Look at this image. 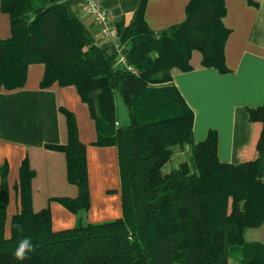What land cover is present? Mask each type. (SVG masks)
<instances>
[{
  "label": "trees",
  "instance_id": "trees-1",
  "mask_svg": "<svg viewBox=\"0 0 264 264\" xmlns=\"http://www.w3.org/2000/svg\"><path fill=\"white\" fill-rule=\"evenodd\" d=\"M0 4L11 20V36L0 39V89L22 87L35 63L45 65L43 87L75 85L96 123V145L118 148L123 210L116 220L80 219L55 231L49 209L31 208L33 171L24 161L22 209L6 238L4 165L0 264H264V244L246 239L248 229L264 222V106L248 109L250 122L261 126L257 158L222 163L215 131L194 142V112L172 79L174 69L191 70L194 50L202 53L205 67L227 70L224 0H191L186 19L159 32L148 26L142 0L125 32L118 25L120 42L129 47L125 63L94 39L69 0ZM117 91L127 107L128 126H118ZM66 115L68 142L50 147L66 154L68 180L78 196L57 200L73 213H87L86 146L74 114ZM179 151L187 158L167 170ZM24 238L34 247L17 260L14 253Z\"/></svg>",
  "mask_w": 264,
  "mask_h": 264
},
{
  "label": "crops",
  "instance_id": "crops-1",
  "mask_svg": "<svg viewBox=\"0 0 264 264\" xmlns=\"http://www.w3.org/2000/svg\"><path fill=\"white\" fill-rule=\"evenodd\" d=\"M142 0H102L120 25L121 34L131 23ZM191 0H146L145 20L155 32L186 19ZM223 23L229 30L225 44L227 70L205 67L198 50L191 55L189 71L174 69L172 79L194 112L193 137L203 142L210 131L217 134V154L222 163L240 164L257 158L261 126L251 123L249 108L264 106V0H224ZM75 15L94 39L109 46L122 58L127 44L102 41L100 27L82 8L81 0H69ZM11 36L9 14L0 4V39ZM45 65L31 64L26 81L16 89H0V200L2 168L7 166L8 203L5 212V237L11 236L13 218L21 212V167L28 162L31 208L49 209L55 231L84 222L101 223L122 217V196L118 148L96 145V123L75 85L55 82L42 86ZM66 111L75 116L80 141L86 146L90 209L73 213L57 199L76 198L78 188L68 180L67 156L50 146L68 142ZM183 153L182 151H180ZM250 242L264 244V222L246 232Z\"/></svg>",
  "mask_w": 264,
  "mask_h": 264
},
{
  "label": "built area",
  "instance_id": "built-area-1",
  "mask_svg": "<svg viewBox=\"0 0 264 264\" xmlns=\"http://www.w3.org/2000/svg\"><path fill=\"white\" fill-rule=\"evenodd\" d=\"M81 5L88 15L91 16L94 24L100 27L102 41L118 48L120 34L116 14L105 7L102 0H81ZM119 61L125 63V56L120 58Z\"/></svg>",
  "mask_w": 264,
  "mask_h": 264
},
{
  "label": "water",
  "instance_id": "water-1",
  "mask_svg": "<svg viewBox=\"0 0 264 264\" xmlns=\"http://www.w3.org/2000/svg\"><path fill=\"white\" fill-rule=\"evenodd\" d=\"M116 101L118 108V126H128L130 124V118L127 112V107L119 91L116 92Z\"/></svg>",
  "mask_w": 264,
  "mask_h": 264
},
{
  "label": "clouds",
  "instance_id": "clouds-1",
  "mask_svg": "<svg viewBox=\"0 0 264 264\" xmlns=\"http://www.w3.org/2000/svg\"><path fill=\"white\" fill-rule=\"evenodd\" d=\"M33 247L34 246L31 241L28 238H24L20 241L19 246L14 253L15 258L17 260H24L26 258V253L31 252L33 250Z\"/></svg>",
  "mask_w": 264,
  "mask_h": 264
},
{
  "label": "rangeland",
  "instance_id": "rangeland-1",
  "mask_svg": "<svg viewBox=\"0 0 264 264\" xmlns=\"http://www.w3.org/2000/svg\"><path fill=\"white\" fill-rule=\"evenodd\" d=\"M187 158V154L176 152L174 157L172 158L169 165H167L166 169L169 170L171 167H176L178 164L182 161H184ZM233 263V262H232ZM235 263V262H234Z\"/></svg>",
  "mask_w": 264,
  "mask_h": 264
}]
</instances>
